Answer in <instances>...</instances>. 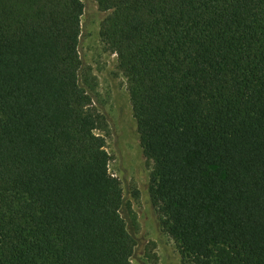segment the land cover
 I'll return each instance as SVG.
<instances>
[{
    "label": "trees",
    "instance_id": "1",
    "mask_svg": "<svg viewBox=\"0 0 264 264\" xmlns=\"http://www.w3.org/2000/svg\"><path fill=\"white\" fill-rule=\"evenodd\" d=\"M187 264H264V0H95ZM82 0H0V264H134Z\"/></svg>",
    "mask_w": 264,
    "mask_h": 264
},
{
    "label": "rangeland",
    "instance_id": "2",
    "mask_svg": "<svg viewBox=\"0 0 264 264\" xmlns=\"http://www.w3.org/2000/svg\"><path fill=\"white\" fill-rule=\"evenodd\" d=\"M82 2L85 14L80 54L84 69L96 79V91L92 93L95 105L109 125L110 171L121 181L125 195L122 214L137 244L133 263L187 264L178 243L161 227L152 203L151 165L141 148L127 80L118 70L117 56L106 51L100 36L101 24L108 14L99 9L95 0Z\"/></svg>",
    "mask_w": 264,
    "mask_h": 264
}]
</instances>
